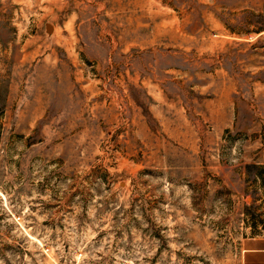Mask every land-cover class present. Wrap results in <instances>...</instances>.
Instances as JSON below:
<instances>
[{"label": "rangeland", "instance_id": "rangeland-1", "mask_svg": "<svg viewBox=\"0 0 264 264\" xmlns=\"http://www.w3.org/2000/svg\"><path fill=\"white\" fill-rule=\"evenodd\" d=\"M261 231L264 0H0V264H232Z\"/></svg>", "mask_w": 264, "mask_h": 264}, {"label": "crops", "instance_id": "crops-1", "mask_svg": "<svg viewBox=\"0 0 264 264\" xmlns=\"http://www.w3.org/2000/svg\"><path fill=\"white\" fill-rule=\"evenodd\" d=\"M232 264H264V231L238 240Z\"/></svg>", "mask_w": 264, "mask_h": 264}, {"label": "water", "instance_id": "water-1", "mask_svg": "<svg viewBox=\"0 0 264 264\" xmlns=\"http://www.w3.org/2000/svg\"><path fill=\"white\" fill-rule=\"evenodd\" d=\"M46 27L49 29L51 27V25L49 23H47Z\"/></svg>", "mask_w": 264, "mask_h": 264}]
</instances>
